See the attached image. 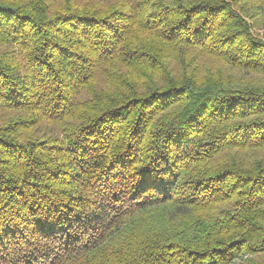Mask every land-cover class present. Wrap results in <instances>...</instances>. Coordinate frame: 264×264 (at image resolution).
I'll use <instances>...</instances> for the list:
<instances>
[{"label": "trees", "instance_id": "obj_1", "mask_svg": "<svg viewBox=\"0 0 264 264\" xmlns=\"http://www.w3.org/2000/svg\"><path fill=\"white\" fill-rule=\"evenodd\" d=\"M246 17L264 0H0V264H264Z\"/></svg>", "mask_w": 264, "mask_h": 264}, {"label": "rangeland", "instance_id": "obj_2", "mask_svg": "<svg viewBox=\"0 0 264 264\" xmlns=\"http://www.w3.org/2000/svg\"><path fill=\"white\" fill-rule=\"evenodd\" d=\"M246 18H247V17H246ZM247 20L250 22V24H251V26H252V30H253V32H257L259 35L264 36V18L257 17V18H256V22H257L256 25H253V24L251 23V19H250V18H247ZM122 70H123V69L121 68V69H119L118 72H120V71H122ZM232 72H233L236 76H240V73H241V71H239V70H238V72H237L236 69H233ZM250 75L253 76V77H255V78H258V79H259V76L255 75V74L250 73ZM106 84H108V83L105 82V81L102 80V79H96V81H95V85H96V87L101 88V89H108V91H109V90H112V87H113L114 85L111 86V87H109V86H106ZM260 256L264 258V253H261Z\"/></svg>", "mask_w": 264, "mask_h": 264}]
</instances>
